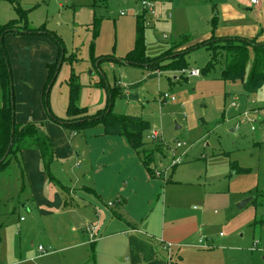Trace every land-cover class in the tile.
<instances>
[{
	"label": "crops",
	"instance_id": "1",
	"mask_svg": "<svg viewBox=\"0 0 264 264\" xmlns=\"http://www.w3.org/2000/svg\"><path fill=\"white\" fill-rule=\"evenodd\" d=\"M217 1L221 21L214 19L213 29L195 37L190 46L212 36L256 38L264 42V0L257 4H251L250 0ZM216 7L212 12L216 13ZM252 13L257 14L256 20L250 21L245 14ZM96 21L94 9L85 7L76 11L74 33L89 31ZM29 23L28 18L32 30L45 28L30 27ZM23 32L8 33L4 39L13 79L15 120L18 124H43L53 143L55 158L47 167L41 152L25 148L0 173V264H184V259L197 254V264H207L206 260L211 258L216 263L213 250L222 240L202 236L207 210L193 211L184 206L186 194L181 187L188 184L177 178L176 152L169 156V151L150 141L147 148L154 151L151 174L142 155L130 146L127 138L108 135L102 125L86 129L84 139L78 138L79 134L67 133L68 129L51 120L44 104L50 77L48 67L58 61L59 45L45 32L37 35ZM91 44L93 50V38ZM64 48L67 58L72 55L80 60L71 51L75 46L69 50L64 44ZM72 65L75 62L62 64L48 94L53 115L62 120H70L67 113L71 88L67 83ZM151 77L158 75L154 73ZM99 82L91 93L88 85L93 87L92 83L86 80L81 83L85 90L78 105L87 108L89 116L108 106L109 93L106 87L105 92L100 88L102 85H97ZM115 84L127 98H140L138 91L135 95L133 92V88L141 87L140 82L131 86H122L119 81ZM88 97H91L89 108L85 103ZM256 104L251 106L254 114L258 113ZM246 111L247 108L239 112V119ZM165 148L168 150L169 146ZM77 164L81 166L78 168ZM162 166L174 168L169 180ZM69 167L74 170L72 175L67 173ZM191 171L183 170L181 174L193 179ZM244 196H238L236 201ZM230 198L231 195L227 200ZM89 227H94L93 239ZM260 245L264 249L262 240ZM167 246L171 247L170 254L164 250ZM259 246L253 250V245L252 252L259 250ZM235 261L233 256L231 264Z\"/></svg>",
	"mask_w": 264,
	"mask_h": 264
},
{
	"label": "rangeland",
	"instance_id": "2",
	"mask_svg": "<svg viewBox=\"0 0 264 264\" xmlns=\"http://www.w3.org/2000/svg\"><path fill=\"white\" fill-rule=\"evenodd\" d=\"M140 1L0 0V25L19 19L15 8H22L28 12L30 27H45L50 34L55 31L67 49L77 47L71 51L76 52L80 60L77 59L75 65L71 66L69 76L75 73L79 78V104L85 90L81 83L85 80L93 85H88L90 93L103 77L106 86L111 88H115L116 81L122 86L140 82L139 89L133 88L134 95L138 91L140 98L117 95L113 114L142 117L149 123L144 143L151 144L149 136L152 131H157L161 134L160 141L172 148L171 151L169 148L166 150L165 145L159 144L163 147L161 149L169 151V156L176 152V159H181L182 163L176 167L178 180L183 179L181 181L188 184L181 187L186 194L184 206L193 211L195 208L200 212L207 210L205 228L201 234L210 240H222L213 250L216 263L214 258L206 260V263L231 264L235 256V264H264L263 245L257 251L251 250L256 240L254 238L264 242V87L254 95H248L240 81L224 82L222 71L226 53L221 52L220 56L214 58L206 48L191 51L187 57L188 67L183 70L171 71L163 67L154 72L150 67L144 70L122 63L137 45V15L142 10ZM149 1L153 3L155 14L148 15L152 26L143 34L148 58L161 57L180 44L184 37H189L193 42L195 37L213 29L211 22L216 23L214 19L221 21L220 7L217 6L220 3L217 0ZM85 7L96 11L99 26L93 50L91 42L95 28L74 33L76 11L78 13ZM214 7L216 13L212 12ZM245 15L250 21L256 20V13ZM71 57L72 60L77 58ZM210 62H214V68L206 71ZM192 68L200 69L203 74L190 77ZM151 73H156L158 77H151ZM100 88L106 92L107 88ZM164 93L175 97V102H162L160 98ZM1 95L0 87V99ZM90 100L91 97L85 99L88 108ZM248 100L256 101L257 114L251 109L255 103L248 105ZM245 108L250 119L257 117L254 124L246 118L239 119V112ZM177 126L180 128L177 129ZM252 127L257 130H252ZM72 132L79 134L80 139L87 136L83 130H67L69 134ZM179 143L181 147H177ZM147 159H152L149 152ZM71 168L67 173L72 175L74 170L71 171ZM173 169L162 166L168 180ZM188 169L192 170L193 179L181 174ZM243 194L245 196L236 201ZM229 195L231 198L227 200ZM249 198L251 201L242 210L239 209L238 205ZM198 257V254L190 255L183 263L197 264Z\"/></svg>",
	"mask_w": 264,
	"mask_h": 264
},
{
	"label": "trees",
	"instance_id": "3",
	"mask_svg": "<svg viewBox=\"0 0 264 264\" xmlns=\"http://www.w3.org/2000/svg\"><path fill=\"white\" fill-rule=\"evenodd\" d=\"M15 11L19 15L18 20L11 21L4 26L0 25V87L2 90L0 105V173L6 170L12 158L25 148H33L41 152L42 159L46 162V166L55 158L53 143L50 137L46 135L44 130L45 126L43 124H37L35 122L18 124L15 120L16 105H14L13 79L10 69V60L8 59L6 46L4 44L6 35L8 33L22 34L24 33L23 31H25V33L37 35V33L42 31L57 42L60 49V56L55 64L48 67L50 77L46 87L47 90L55 77V72L61 60H63V64L66 62L69 63V61L70 63L77 61V58L72 60V55L68 58L65 56L64 44L54 33L50 34L43 28L37 30L30 29L28 27V12L22 8H15ZM137 25L138 34L136 48L130 52L125 61H122L123 63L140 67H150L153 71H156L155 69L161 70L163 67L171 71L183 70L188 67L187 57L190 55L189 53H191V51L198 48H206L213 53L214 58L217 55L220 56L222 54L221 52L226 53L223 66L224 69L222 71V80L224 82L237 83L240 81L243 83L248 95H254V93H257L264 86V42H258L256 38L253 40L241 37L219 39L212 36L211 39L207 41L187 46L192 40L189 37H184L180 44L171 48L169 52L163 54L161 57L148 58L145 55L146 47L143 40V34L147 29L144 25L143 16L137 17ZM94 28L93 40H96L99 34L97 21L94 24ZM63 51L64 56L62 57ZM215 61L218 63L217 60ZM212 68H214V62H210L206 71H210ZM202 74L203 72L201 71V75ZM68 85L71 88L70 106L67 113V117L70 120H62L53 115L49 104V96L46 92L44 104L47 106L51 120L59 123L69 131H86V129L102 125L105 133L108 135L126 137L130 146L142 155L143 163L152 174L151 165L154 151L148 149L147 144L144 143V134L149 129L148 121H144L142 117L113 114L114 99L117 95L121 97L125 96L122 88L117 86V84H115V88L107 87L105 78L103 77L97 85H102L107 88L109 93L108 106L96 115L89 116L87 115V108H81L77 103L81 93V85L75 73L70 77ZM157 147L159 149L162 148L160 145ZM8 152L9 155L3 160ZM148 152L152 155L151 160L147 159Z\"/></svg>",
	"mask_w": 264,
	"mask_h": 264
},
{
	"label": "built area",
	"instance_id": "4",
	"mask_svg": "<svg viewBox=\"0 0 264 264\" xmlns=\"http://www.w3.org/2000/svg\"><path fill=\"white\" fill-rule=\"evenodd\" d=\"M259 0H250V3L251 4H257ZM140 6H141V12L137 15V17L139 16H143L144 17V25L146 28H149L152 26V24L148 21V15H152L154 13V6H153V3L149 0H141L140 1ZM122 15H125L124 13H122ZM166 37V36H164ZM185 72V70H184ZM158 74V73H157ZM189 76L190 77H199L201 76V70L200 69H193L189 72ZM161 101L164 102V103H167L169 101H172V102H175V97L171 96L170 94L168 93H164L162 96H161ZM250 114H248V112H244L242 113V117L241 120H243L244 118H246V120H248L249 122H252V124L255 123L256 119H250L249 117ZM253 130L254 127H252ZM72 134H75V132H73ZM76 135V134H75ZM160 137H161V134L157 131H152V133L150 134L149 138L151 139L152 142H154L155 144L159 145L161 144L162 146L165 145L167 146L166 144H164V142L160 141ZM163 143V144H162ZM182 144L179 143L177 144V147H181ZM179 163H182L181 162V159H176L174 161V164L175 165H179ZM81 165L80 164H77V167L79 168ZM89 232L91 233V238L93 239L94 238V233H95V230H94V227H89ZM204 239L205 238H202L201 239V243H204ZM261 240H256L254 242V247H253V250L257 249L259 244H260ZM40 251L43 250V248H39ZM165 251H167L168 254L171 253V247L170 246H167L165 249Z\"/></svg>",
	"mask_w": 264,
	"mask_h": 264
},
{
	"label": "water",
	"instance_id": "5",
	"mask_svg": "<svg viewBox=\"0 0 264 264\" xmlns=\"http://www.w3.org/2000/svg\"><path fill=\"white\" fill-rule=\"evenodd\" d=\"M63 56H64V51L62 52V57H63ZM62 64H63V60H61L59 66H58V68H57V71L55 72V73H56V74H55V77H54V79H53L51 85L48 87L47 94L50 93V90H51L50 88H51L52 84L54 83V81L56 80L57 76L59 75L58 71L60 70V67L62 66ZM12 132H13V131H12ZM8 155H9V152L6 154V156L3 158V160L6 159V157H7ZM249 201H251L250 198H249V199H246V200H243L242 203H240V204L238 205L239 209L242 210V208H243V207H244Z\"/></svg>",
	"mask_w": 264,
	"mask_h": 264
}]
</instances>
